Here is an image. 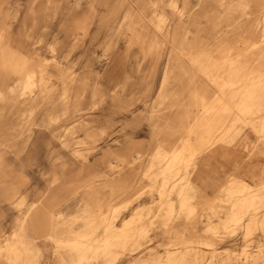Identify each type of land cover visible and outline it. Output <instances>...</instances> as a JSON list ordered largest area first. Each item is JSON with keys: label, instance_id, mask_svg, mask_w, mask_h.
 I'll list each match as a JSON object with an SVG mask.
<instances>
[{"label": "rangeland", "instance_id": "374dc122", "mask_svg": "<svg viewBox=\"0 0 264 264\" xmlns=\"http://www.w3.org/2000/svg\"><path fill=\"white\" fill-rule=\"evenodd\" d=\"M231 1L0 0V79L13 85L29 70L38 71L39 61H44L49 77L40 79L38 73L40 86L52 89L57 101L65 89L70 90L68 110L64 114L57 107L51 111L56 120L36 127L30 135L0 142V257L4 264H54L57 242L34 231L32 207L41 204L53 212L62 206L65 214L76 218V228L83 230L90 211L81 206V195L101 176L102 162H115L116 155L132 143L152 150L155 118L151 113L169 65L179 71L191 62L190 52L205 46L210 56L218 57L215 68L227 70L228 48L244 31L255 33L256 18L261 17L260 13L249 18L240 11L223 12ZM251 3L254 7L259 0ZM161 15L168 18L171 34L178 35L175 44L171 34L166 37L156 27ZM153 40L162 43L154 87L146 96L142 86L153 66L156 46L149 49ZM45 112L47 108L42 107L39 120ZM82 123L91 127L89 136ZM138 205L146 222L157 216L153 239L142 241L139 254H153L163 264L171 240L162 222L167 212H158L145 198L125 211L126 218ZM263 216L264 211L257 214L259 219ZM206 220L204 216L199 223V232ZM246 225L240 221L223 233L221 243L205 251L204 263L243 264L247 246L250 256L261 257L257 264H264V233L258 228L246 238Z\"/></svg>", "mask_w": 264, "mask_h": 264}, {"label": "bare ground", "instance_id": "6f19581e", "mask_svg": "<svg viewBox=\"0 0 264 264\" xmlns=\"http://www.w3.org/2000/svg\"><path fill=\"white\" fill-rule=\"evenodd\" d=\"M251 1L232 0L223 8L249 18L261 14L255 33L244 31L228 48L226 71L215 68L218 57L205 46L190 52L191 62L179 71L167 67L151 113L152 150L132 143L115 162H102L101 176L81 195V206L90 211L83 230L62 206L53 212L41 204L32 207L34 231L57 242L54 264H158L155 255L139 254L142 241L153 239L157 216L146 222L141 205L132 208L129 219L125 216L145 198L158 212H167L162 222L171 240L163 264H205V251L215 249L221 235L240 221L247 222L246 238L258 228L264 233V216L257 217L264 211V0L254 7ZM156 27L166 37L171 34L165 16H158ZM170 38L173 44L179 40L175 32ZM161 43L149 45L156 49L142 86L146 96L154 87ZM46 67L39 61L38 71L29 70L13 85L0 79V142L56 120L51 113L56 107L62 114L68 110L70 90L57 101L52 89L38 83V73L40 79L49 77ZM42 107L47 112L39 120ZM81 128L91 134V127L82 123ZM204 216L205 229L199 232ZM243 253V264L261 258L250 256L247 246Z\"/></svg>", "mask_w": 264, "mask_h": 264}]
</instances>
